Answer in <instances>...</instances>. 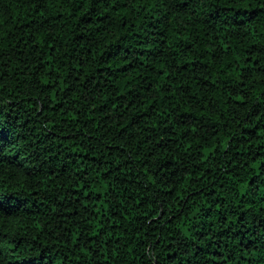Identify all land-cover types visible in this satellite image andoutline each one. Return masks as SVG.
<instances>
[{"label":"trees","instance_id":"1","mask_svg":"<svg viewBox=\"0 0 264 264\" xmlns=\"http://www.w3.org/2000/svg\"><path fill=\"white\" fill-rule=\"evenodd\" d=\"M0 264H264V0H0Z\"/></svg>","mask_w":264,"mask_h":264}]
</instances>
